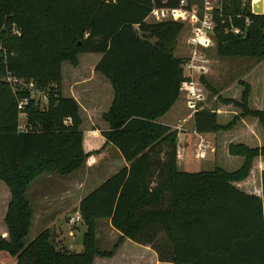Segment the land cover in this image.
I'll return each instance as SVG.
<instances>
[{"label":"trees","instance_id":"1","mask_svg":"<svg viewBox=\"0 0 264 264\" xmlns=\"http://www.w3.org/2000/svg\"><path fill=\"white\" fill-rule=\"evenodd\" d=\"M177 5L178 0H0V180L10 194L0 264H92L95 256L110 257L119 241L109 251L97 248L99 219L110 220L121 239L150 245L160 261L264 264V168L260 195L240 185L254 159L264 156V72L261 109L242 79L237 82L243 87L239 99L221 96L203 79L219 106L239 111L222 113L214 103L192 115L197 133H215L223 142L216 162L241 157V164L234 170L225 165L179 170L178 131L157 119L180 95L183 58L173 51L184 26L174 20H147L153 8ZM11 25L19 35L11 33ZM231 25L244 33H234ZM214 40L218 56L264 62V12L251 13L243 0H222ZM81 53L100 55L93 70L113 90L101 115L108 125L101 135L128 165L80 199L78 211L86 230L83 249L76 252L57 249L48 229L28 243L24 238L32 219L29 184L45 173L69 175L89 155L83 148L79 104L60 90L62 63L77 65ZM6 69L48 93L44 108L33 100L24 107L31 127L27 132L17 130V101L26 93L12 92L2 80ZM244 118L256 120L261 144L236 137Z\"/></svg>","mask_w":264,"mask_h":264},{"label":"rangeland","instance_id":"2","mask_svg":"<svg viewBox=\"0 0 264 264\" xmlns=\"http://www.w3.org/2000/svg\"><path fill=\"white\" fill-rule=\"evenodd\" d=\"M244 2H249L250 10L252 12V3H256L258 0H243ZM148 21H152L151 17L147 18ZM185 29L181 31L179 34L173 54L176 57H185L188 54V48L185 44ZM206 51L210 61H211V72L205 76L200 77V82L203 83L204 92H205V100L202 103H198L195 107H204V108H212L214 103L218 105L216 100V94L213 91L207 89L206 84L203 82V79L209 85L214 87L216 92L220 93L221 96L225 97H234L239 99L240 93L243 89L242 86L237 84L239 79L247 82L251 86L250 98L254 102L260 97V94L263 96V80L262 75L264 72V62L257 61L256 59L251 58H243V57H223L215 54V40L214 36L212 40L207 44L206 47H203ZM90 53H81L78 55V64L73 65L70 62L64 61L61 66V80H60V90L61 94L64 96H71L74 94L76 97V101L80 107V129L83 132V146H84V136L93 135V137L97 138V133L94 132L95 128H97L101 134V130H104L105 126H103V119L101 118L102 113L106 112L109 108V105L113 98V90L111 85L103 76L99 74H95L92 77L91 69L95 63ZM88 78L90 81H84V79ZM251 104V103H250ZM98 110L96 120L88 121L86 120L85 114L83 115L84 108L94 106ZM192 101L187 100L184 91H180V95L177 100L174 102L169 111H167L162 119L165 122H173L174 124H179L180 128H190L192 127L191 114L193 111ZM219 106V105H218ZM253 106V105H252ZM229 109H234L235 111H239L236 107L230 106ZM181 119H183L182 122ZM23 123V119L20 120ZM107 127V126H106ZM107 129V128H106ZM93 139V138H92ZM91 139V140H92ZM98 142L95 141L92 144L85 142L84 151L88 152L89 155L86 158L84 164L82 166L66 176H59L57 174H52L50 177L38 176L34 179L30 184L31 186V195L36 193V186H42L45 194H48V199L50 202L57 203V208L64 210L62 215V227L61 232L58 231L57 226H50L49 229L52 231V239L53 242L58 249L62 246L61 237L64 236L66 245L71 246L70 244H74V249L76 252H80L82 250V239L83 234L86 230L85 225L82 221H77L74 225L67 223L65 220L67 217L74 216L75 211H77L79 205V198H82L91 190L96 188L99 184L104 182L107 178H109L113 173L118 171L121 166L118 164V160H116V155L113 156L111 153L109 154L110 159H106L104 161H98L96 156H92L94 152L99 151V149L95 150L98 147ZM104 144H108L105 143ZM103 145L100 147V149ZM196 148V147H195ZM180 151V154L177 153V157L181 155L180 148L177 147ZM195 151V150H194ZM206 155V154H205ZM204 155V156H205ZM194 156V153H193ZM195 158L200 161L195 160L191 157V160L195 165L201 166V168H206L207 170H212L215 166H224L227 170L236 169L242 161L241 157L234 158L232 160L226 161L225 159H220L219 163L216 162V157L213 154H209L204 160L203 157ZM264 157V156H262ZM233 159V158H231ZM108 160V161H107ZM39 177V181L35 182ZM36 183V184H34ZM33 192V194H32ZM35 195V194H34ZM68 195V196H67ZM63 199L64 197H66ZM10 199L9 190L3 181L0 180V224L4 223V216L7 210V204ZM33 208L36 206L33 205ZM4 225V224H3ZM75 228V229H74ZM44 228L38 229L35 225H33V220L30 225L28 234L24 238V242L28 243L30 240L34 238V236L43 230ZM57 229V231H56ZM74 229V236L69 237L68 231ZM102 230V231H101ZM99 229L97 225L96 229V246L100 251H109L112 249V243L107 240L105 234L107 233L103 229ZM63 234V235H62ZM62 235V236H61ZM115 242V239L113 240ZM70 243V244H69Z\"/></svg>","mask_w":264,"mask_h":264},{"label":"crops","instance_id":"3","mask_svg":"<svg viewBox=\"0 0 264 264\" xmlns=\"http://www.w3.org/2000/svg\"><path fill=\"white\" fill-rule=\"evenodd\" d=\"M88 56H91L93 58V60L95 61L94 65L96 64V62L100 58L99 54L91 53ZM94 65L91 69V75H90V77H92V78L95 74H99L93 70ZM100 76H102V75H100ZM87 81H90V80L88 78H86V79H84V81H81V82H87ZM72 96L76 99L74 94ZM250 101H251V99H250ZM255 104H256L257 108L261 109L263 107L262 97L258 98ZM228 107L229 106L221 105V106H219L218 111H222V113H232V114L236 113L234 110L229 109ZM170 108L167 111H169ZM83 110H84L83 115L85 114L86 120H88L89 122L93 121L94 119L96 120V116H97L96 111L98 109L95 108V105L91 106L90 108L86 107ZM164 114L162 116H160L159 118H162L164 116ZM159 118L157 119L158 122H160L162 124L169 125L173 129H177V131H178V133H177V147L180 148V150H181V155L177 157L178 169L182 170V171H187V172L207 171L206 168H201V166H198V165H195L194 163H191V162H193L191 160V157L194 158L193 153H194V150H195L197 143L200 140H202L204 143H206L208 145L207 150H206V155L203 157V160L209 154H213L215 156V153L218 150V147H220L223 144V142L221 140H218L217 135L215 133H203V134L197 133L194 130L193 124H192V127H190V128H185V129L183 128L182 129V128H180L179 124H174L173 122H170V123L165 122L164 120L159 119ZM190 118L192 120V114H191ZM181 121L185 122V121H183V119H181ZM192 122H193V120H192ZM102 124H104L103 126H105V128H103V129L108 128V125L106 124V122L103 121ZM94 132L97 133V138L93 137L92 134L84 136L83 148L86 149L85 142L88 145V143H90L91 141H92V144H94L96 141L99 144H98V147L95 148V150L99 149V151L94 152V154L92 156L95 155L96 159L98 161L99 160L104 161L106 159L109 160L110 159L109 154L111 153L113 156L116 155L115 159L118 160L119 166H121V167L127 166L128 164L126 163L124 158L121 156L118 149L110 143L104 144L105 139L100 134V132L97 128H95ZM236 132H238L235 134L236 137H240L241 139H243L244 137L250 138V139L256 140V142L258 144H261L263 141L262 131L259 129L255 119H249V118L242 119V126L239 129H237ZM102 145H103V147L100 149V147ZM195 160L200 161L199 159H195ZM263 168H264V157L259 156V157L255 158L253 161V166H252L250 175L248 176V178L246 180H244L243 182L240 183V185L243 186L244 190L249 191V192H254V193L259 194V195L261 194V170ZM45 174L47 175V177H50L52 174H57V173H50V174L45 173ZM45 174H42V177L45 176ZM57 175H59V174H57ZM59 176H61V175H59ZM42 177H39L35 182L39 181L40 178H42ZM34 184H36V183H34ZM31 186L32 185H30V187L28 186V188L26 190V197L28 198V200L31 204V207L33 205L36 206L35 208L32 207L31 223L33 220V225H35L38 229H41V228H44L43 230L48 229L51 232V234H52L53 230L49 229V225L52 227L57 226L58 231L61 232V227H62L61 226L62 225V218L61 217L64 213V210L57 208V203H54L52 201L50 202V200L48 199V196H47L48 194H45L44 189H42L41 185H40V187L36 186L37 192L34 193L35 195L32 192L33 195H31ZM67 196L64 197L63 199L67 198ZM80 199L81 198H79L78 201H80ZM77 211H78V208H77ZM75 213H76V211H75ZM68 218L69 217H67L65 220H67V223L70 224L68 222ZM3 224H0V235L4 238H7L6 226H5V224L4 225ZM74 224H71V226H75ZM97 225H98V228L100 230L103 229L107 232L105 234V237L107 238L108 241H110V243H112V246L115 243H117L118 241H119V244L116 247L112 256H110V257L95 256L92 264H172L169 261H160L158 259L157 253L150 247V245L138 244V243L130 240L129 238L121 239L120 238L121 233L119 231H117L114 227H112L110 220L99 219V220H97V223H96V229H97ZM74 229L68 231L69 237L74 236ZM43 230H41V231H43ZM56 231H57V229H56ZM40 232H38V233H40ZM51 239H52V237H51ZM61 239H62V246H60L61 247L60 249L75 251L74 246H73L74 244L69 243L71 246H68V245H66V241H65L64 236H62ZM114 239H115V242H113ZM52 241H53V239H52ZM57 249H58V247H57ZM82 249H83V246H82ZM4 264H7V262Z\"/></svg>","mask_w":264,"mask_h":264},{"label":"built area","instance_id":"4","mask_svg":"<svg viewBox=\"0 0 264 264\" xmlns=\"http://www.w3.org/2000/svg\"><path fill=\"white\" fill-rule=\"evenodd\" d=\"M222 0H200V2L190 3L188 0H178L176 7H155L150 11L148 17L153 21L174 20L183 24V30L186 31L185 44L188 48V54L183 57L181 64L183 79L180 83L181 90L187 100L192 101L193 111L192 115L197 108L198 103L205 100V92L203 83L200 82V77L205 76L211 72V61L203 49L215 36L216 28V14L221 10ZM239 16V15H238ZM250 20L245 18V25H248ZM230 30L234 33H244L238 27L231 25ZM10 31L14 35H19V30L15 25H11ZM0 50L4 52L0 45ZM2 80L9 86L14 94L25 92L26 94L20 97L17 101L18 108V132H27L31 127L26 123V113L24 107L33 100L35 104H39L41 108L47 103L48 93L46 90L36 87L35 83L31 80L24 81L23 79L15 76L8 69L2 75ZM23 119V123L20 120ZM65 124L70 122V118H64ZM196 132V131H195ZM208 145L200 140L195 148L194 157L201 158L206 154ZM177 153L180 151L177 149ZM77 221H82L79 211H76L74 216L68 218L70 224Z\"/></svg>","mask_w":264,"mask_h":264},{"label":"water","instance_id":"5","mask_svg":"<svg viewBox=\"0 0 264 264\" xmlns=\"http://www.w3.org/2000/svg\"><path fill=\"white\" fill-rule=\"evenodd\" d=\"M252 12L254 14H262L264 12V0H258L256 3H252Z\"/></svg>","mask_w":264,"mask_h":264}]
</instances>
